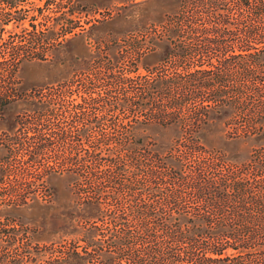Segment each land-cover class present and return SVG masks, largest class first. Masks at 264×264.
<instances>
[{"label":"rangeland","instance_id":"1","mask_svg":"<svg viewBox=\"0 0 264 264\" xmlns=\"http://www.w3.org/2000/svg\"><path fill=\"white\" fill-rule=\"evenodd\" d=\"M260 4L0 0V264H146L165 248L125 221L213 212L190 190H145L169 175L140 182L138 196L113 194L98 156L135 147L171 164L185 152L235 166L264 147ZM246 71L255 79L244 95ZM190 135L203 149L181 153ZM126 234L139 238L115 247Z\"/></svg>","mask_w":264,"mask_h":264},{"label":"trees","instance_id":"2","mask_svg":"<svg viewBox=\"0 0 264 264\" xmlns=\"http://www.w3.org/2000/svg\"><path fill=\"white\" fill-rule=\"evenodd\" d=\"M258 10L264 15L263 4ZM245 75L244 95H247L250 87L247 81L252 79L253 83L255 78L249 76V71ZM188 95H182L181 101L187 100ZM180 146L181 153L203 149L194 135H190L188 141L178 143L176 148ZM170 159L172 164L150 149L140 152L135 147H128L116 158L113 155L110 158L98 156L96 169L103 172L101 177L104 180L112 181L113 194L138 196L141 194L139 185L145 183L144 187L147 182L169 175L172 180L168 186L155 191L145 190L157 192L165 199L179 198L184 191L190 190L205 204L215 208L213 212L202 213L134 215L125 221L126 226L142 228L145 232L143 239L159 241L165 248L150 252L151 259L146 264H264V147L251 150L248 160L235 166L216 164L214 160L223 161L218 156L208 162H190L185 152L171 155ZM103 162H108V168H102ZM128 165L132 167V173L124 177L122 172ZM173 178L181 180L175 182ZM213 222L219 227L198 224ZM113 223L120 225L121 222L114 220ZM187 223L193 226L184 227ZM138 238L126 234L116 238L114 246L135 244Z\"/></svg>","mask_w":264,"mask_h":264},{"label":"flooded vegetation","instance_id":"3","mask_svg":"<svg viewBox=\"0 0 264 264\" xmlns=\"http://www.w3.org/2000/svg\"><path fill=\"white\" fill-rule=\"evenodd\" d=\"M243 63V62H242Z\"/></svg>","mask_w":264,"mask_h":264}]
</instances>
